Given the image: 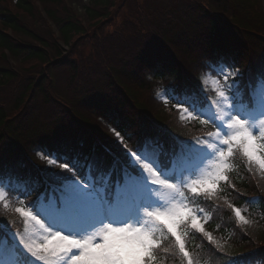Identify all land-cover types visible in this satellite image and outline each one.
<instances>
[{
  "label": "snow or ice",
  "instance_id": "obj_1",
  "mask_svg": "<svg viewBox=\"0 0 264 264\" xmlns=\"http://www.w3.org/2000/svg\"><path fill=\"white\" fill-rule=\"evenodd\" d=\"M233 65L234 61L223 57L203 65L211 71L222 72L228 84L217 93L220 98L217 113L200 120L207 124L210 119L217 131L209 132L203 142L198 140L196 143L170 136L167 147L162 146L159 135L146 136L138 144L137 153L142 146L156 150L155 162L140 165L151 183L130 157L122 168L114 165L97 178L89 175L85 183L52 174L56 177L55 184H49L46 178L42 192L46 206H40L37 199L30 201V210L15 208L23 218V233H12L0 220V264H154L157 231L174 237L185 258L189 253L182 241L183 229L190 225L211 240L201 225L200 210L178 202V197L183 196L181 188L198 199L213 198L218 194L221 182L226 183L229 179V158L235 151L247 160L249 168L256 166L264 173V86L256 91V84L264 81V61L259 71L248 76L247 81L244 73L238 70L233 71L231 77L224 72L225 67L232 69ZM176 95L200 117L206 116L202 111L206 100L198 87L186 86ZM245 107L247 111H244ZM136 159L144 157L137 155ZM181 159L187 166L165 175L171 163ZM209 159L212 160L211 171L185 183V174L195 173ZM48 163L51 165L54 160L50 159ZM60 167L64 169L68 165L61 164ZM5 178L9 184L13 181L25 185L33 183L30 176L21 175L15 166L0 163V181ZM173 180L178 182H170ZM156 186L162 190L160 195L154 191ZM36 187L39 189L40 185ZM0 202L4 208L9 207L3 188H0ZM232 211L238 221L249 223L239 208L232 206ZM126 220L134 223L124 222ZM130 239L136 245L134 255L122 243ZM241 259L239 256L230 258L227 264H237ZM188 264H193L191 259Z\"/></svg>",
  "mask_w": 264,
  "mask_h": 264
},
{
  "label": "trees",
  "instance_id": "obj_2",
  "mask_svg": "<svg viewBox=\"0 0 264 264\" xmlns=\"http://www.w3.org/2000/svg\"><path fill=\"white\" fill-rule=\"evenodd\" d=\"M108 1L90 0L86 7L89 24L99 23L100 8ZM9 2L11 1L0 0V94L6 92L7 89L11 90L13 84L15 88L23 90L24 93H31L34 88L38 87H40V91H43V85L47 82L43 78H49V76L42 73L41 78L36 80L35 74L39 72L38 66H40L37 58L40 62H47V64L49 62L46 60L44 52L36 48L33 41L43 47L56 49L59 55L58 44L52 39L54 33L46 25L41 27L40 24L33 21L35 8L31 4V0H16L13 6L15 11L10 9ZM41 2L46 8L48 17L56 24L59 39L65 45L86 32V27L80 22L78 16L67 11L64 0H41ZM254 3L255 0L252 2L249 0H229L228 2L227 0H216L210 5L183 2L176 9L156 8L160 15L156 20L158 28L151 33L145 43L138 46L137 54L133 58L128 74L138 80L139 90L142 91L148 86L142 73L146 68L154 71L159 66L153 73L154 78L162 76L181 78L183 74L180 73L185 69V66H181L182 62L201 68L196 64L203 63L206 55L211 54L214 50L235 49L236 52L260 55L257 51L264 50V41L260 37V35H264V25L261 27L257 25L256 16L258 13L264 16V10L261 8L252 10L251 5ZM56 7L61 9L62 16L56 12ZM165 12L168 15H165ZM176 14H179L180 18L175 19ZM216 15L219 16V19L215 18ZM174 23H180V26ZM36 27H40L43 33L35 29ZM200 31L202 34H198ZM167 44L177 45L176 53L178 57H181L182 62L179 58L178 61L171 55ZM99 45L104 50L103 45L101 43ZM7 53L16 61L22 58L27 62H23L24 66L21 68L27 70L23 76H20L14 68L8 67L5 59ZM156 61L159 62V65L155 64ZM68 66L65 68L71 73L70 77H77L78 67L73 62H70ZM84 98H89L88 103L97 107L94 112L108 111L109 103L113 99L118 100L117 103L122 108L123 115L129 117L124 126L119 125L118 127L122 132L125 131V126L129 127L131 124L139 123L144 125V131L151 134L153 127L150 122H155L154 125L160 126L162 132L166 131L165 135L175 133L177 137L183 139L186 138V135L199 129L198 123H195L193 127L187 126L186 129L178 128L179 126L174 124L175 120L172 116L164 114L162 106L152 100H142L140 97L139 100L136 98V104H132L115 85L105 91L91 92ZM22 100L23 98L19 94L14 95L11 100L6 97L0 100V127L8 124L10 110L17 109ZM55 106L53 116L47 125L53 133L71 128L72 130L66 131L73 134L74 137L78 136L86 141L89 138L88 135L84 131L78 132L77 129L82 124L90 127L107 143H114L106 130L99 129L90 113L72 110L68 102H59ZM29 115L28 119L31 124L38 126L43 123L36 114H32V111H29ZM131 118L133 120H130ZM133 121L135 122L133 123ZM5 128L7 127L3 129ZM228 177V183L221 186L222 190L210 200L203 197L199 199L191 197L195 206L199 205L205 208L212 215L207 227L215 237L216 245L195 236L194 242L189 239V250L192 255L195 252L212 263L216 261V264H227L230 258L238 256L243 259L244 254L253 257V259L264 261V173L258 168L247 171L245 163L235 158L233 166L228 171ZM252 198H256V200ZM232 206L239 207L249 223L244 224L238 221L232 211ZM164 233L157 231L156 238L162 239L163 242L166 241ZM162 245L161 242L159 247ZM154 258L155 264H183L180 255L174 254L170 250L163 252L157 249L154 251ZM244 259H248V257Z\"/></svg>",
  "mask_w": 264,
  "mask_h": 264
},
{
  "label": "rangeland",
  "instance_id": "obj_3",
  "mask_svg": "<svg viewBox=\"0 0 264 264\" xmlns=\"http://www.w3.org/2000/svg\"><path fill=\"white\" fill-rule=\"evenodd\" d=\"M113 2H114V0H109V5H108V7L110 8V7H112V4H113ZM151 3V0H125L124 1V4H125V7H126V10H133V9H139L140 8V5H142V6H146L145 4H150ZM140 4V5H139ZM144 22H143V20L142 19H140V20H138L137 21V23H136V26H135V29H134V32H139L140 31V27H142L144 24H143ZM225 59H228V58H226V57H224ZM23 62H25L24 60H20L18 63H17V65H16V67L19 69V70H26V68H23V69H21L24 65H23ZM25 63H27V62H25ZM233 71H235V70H233V68L232 69H229V68H224V72H227V73H229V76L231 77V73L233 72ZM219 75L222 77V79H223V82L222 83H219L218 82V78L217 77H215V76H211L210 74H209V76H205L206 78L204 79L205 81H209L211 84H216V83H218V88H219V91L220 90H223L224 89V85L226 86V87H228V84H226L225 83V81H224V74L222 73V72H219ZM223 83H225V84H223ZM229 83H230V81H229ZM261 88V87H260ZM260 90V89H259ZM166 91H170V89H166ZM182 102H181V100L180 101H178V104H181ZM202 111H204L205 113H206V116L205 117H202V118H209L210 117V112H209V110H208V108H205V109H203ZM182 112H185V111H182ZM186 113V115H188V118H192V117H194V116H196V115H198V113L197 112H195V111H193V109L192 108H189V112L187 113V112H185ZM199 116V115H198ZM256 127L258 128L259 127V125L257 124L256 125ZM257 134H258V132H257ZM143 149H145V151L146 152H148V150L150 149V148H148L147 146H144L143 147ZM151 150H154V149H151ZM143 153H144V151H143ZM150 161H153V162H155V160H154V158L150 155V156H148V159L147 160H145V162L144 163H149ZM211 168H212V160L211 159H209V160H207L206 161V163L204 164V166H203V168L202 169H200V170H198V171H196L195 173H190V174H188L186 177H185V183H187V182H189V181H191V180H196V179H199L201 176H203L206 172H208V171H211ZM145 173V172H144ZM161 178H164V176H162ZM173 183H177L178 181H172ZM182 189H184V188H181V192H182ZM162 190L161 189H159L157 192H156V194L157 195H160L162 192H161ZM178 202H181V203H185V204H188L189 205V203L187 202V200H185V198H184V196H182V197H178ZM189 207H190V205H189ZM203 213H201L200 212V217H202L203 215H202ZM124 222H126V223H134V221H124ZM144 221H141V223H143ZM200 222H202V220H200ZM122 243H124V245H125V247H126V249L131 253V254H135L136 253V245H135V242L134 241H132L131 239L130 240H128V241H124V242H122Z\"/></svg>",
  "mask_w": 264,
  "mask_h": 264
}]
</instances>
